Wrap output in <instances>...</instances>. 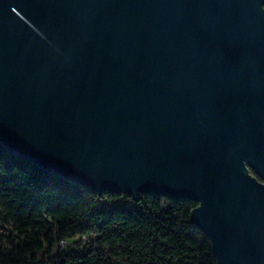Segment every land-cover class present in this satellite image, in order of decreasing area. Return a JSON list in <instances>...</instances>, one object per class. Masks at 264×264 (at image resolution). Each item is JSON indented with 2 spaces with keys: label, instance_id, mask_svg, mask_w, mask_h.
<instances>
[{
  "label": "water",
  "instance_id": "obj_1",
  "mask_svg": "<svg viewBox=\"0 0 264 264\" xmlns=\"http://www.w3.org/2000/svg\"><path fill=\"white\" fill-rule=\"evenodd\" d=\"M0 142L264 264V0H0Z\"/></svg>",
  "mask_w": 264,
  "mask_h": 264
},
{
  "label": "trees",
  "instance_id": "obj_2",
  "mask_svg": "<svg viewBox=\"0 0 264 264\" xmlns=\"http://www.w3.org/2000/svg\"><path fill=\"white\" fill-rule=\"evenodd\" d=\"M69 181L0 142V264H218L191 220L198 202ZM66 241L64 248L61 242Z\"/></svg>",
  "mask_w": 264,
  "mask_h": 264
},
{
  "label": "rangeland",
  "instance_id": "obj_3",
  "mask_svg": "<svg viewBox=\"0 0 264 264\" xmlns=\"http://www.w3.org/2000/svg\"><path fill=\"white\" fill-rule=\"evenodd\" d=\"M116 203L120 205L121 204L126 205L127 207L134 206V201H132L131 199H128L126 195H122L121 197L117 198Z\"/></svg>",
  "mask_w": 264,
  "mask_h": 264
},
{
  "label": "built area",
  "instance_id": "obj_4",
  "mask_svg": "<svg viewBox=\"0 0 264 264\" xmlns=\"http://www.w3.org/2000/svg\"><path fill=\"white\" fill-rule=\"evenodd\" d=\"M65 245H66V241H62V242H61V248H64Z\"/></svg>",
  "mask_w": 264,
  "mask_h": 264
}]
</instances>
